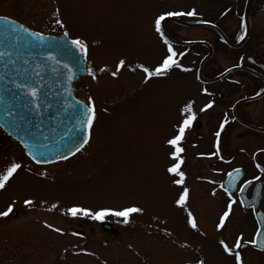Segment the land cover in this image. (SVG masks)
<instances>
[{
  "label": "rangeland",
  "instance_id": "374dc122",
  "mask_svg": "<svg viewBox=\"0 0 264 264\" xmlns=\"http://www.w3.org/2000/svg\"><path fill=\"white\" fill-rule=\"evenodd\" d=\"M230 1L0 0V16L46 35L58 36L67 31L68 38L85 41L86 69L92 68L96 79L86 70L73 85V94L86 104L91 96L97 115L89 144L69 160L36 168L10 140L1 148L0 170H6L12 162L20 163L21 169L0 190V212L9 207L17 211L16 219L10 212L0 217V264H190L195 259L188 248L202 254L209 243L206 232L218 224L225 200L217 185L196 179L200 170H208L193 154L198 145L213 142L209 132L215 129L218 119L207 115L202 120L206 134L189 137L191 171L189 177L184 173L183 185L172 183L179 177L166 171L175 163L171 156L174 147L166 140L175 134L181 121V105L196 102V90L206 86L199 83L202 55L179 60L189 71L173 68L167 76L153 77L148 82L137 66L152 69L165 55L159 46L161 36L154 30V18L168 11H185L189 6L195 7L192 9L199 20L216 25L231 43L238 42L233 32L241 22L232 15ZM57 19L64 27L56 24ZM167 19L161 22L163 32L169 25ZM248 25L251 33L255 30L260 34L259 38L250 36L248 44L236 50L223 45L206 28L178 32L189 39L204 38L211 44L213 54L202 63V77L208 81L240 57L244 60L258 54L262 59L264 3L262 11L249 18ZM120 59L127 67L114 77L111 72ZM230 79L247 78L230 74L222 81ZM171 107L173 116L169 117L166 113H171ZM230 136L225 138L230 145L246 142V137ZM180 156L183 158L182 153ZM180 171L184 172L182 164ZM184 187L189 189V197L182 207L175 200ZM26 199L33 203L25 205ZM72 206L92 211L136 206L143 211L130 214L131 222L125 224L122 217L110 214L99 221L72 217L67 215ZM188 212L197 223L196 229L187 223ZM101 223L111 226V230H103Z\"/></svg>",
  "mask_w": 264,
  "mask_h": 264
},
{
  "label": "flooded vegetation",
  "instance_id": "af4514ba",
  "mask_svg": "<svg viewBox=\"0 0 264 264\" xmlns=\"http://www.w3.org/2000/svg\"><path fill=\"white\" fill-rule=\"evenodd\" d=\"M263 1L231 0L229 2V9L232 10L231 13L237 21L241 22V18L243 17L246 24L247 19L262 11ZM185 2L188 5H194L192 1ZM190 8L191 6L187 9L189 10ZM192 8L195 7L193 6ZM187 9L181 12H186ZM168 18L169 25L165 32H163L164 37H160L159 43L163 54H166L167 48L163 43V39H167L175 52L183 54L175 57L178 62L186 56L199 57L202 55L198 64L199 73L201 74L203 70V65L201 66L202 59L207 56L209 49L213 54L214 50L211 44L207 43L204 38H185L179 34L178 29L198 30L206 28L214 33L218 41L224 44V38L230 41L223 31L220 34L210 27H196L205 23L199 20V16ZM192 19H196L197 22L191 23ZM242 34L245 35V38L239 40L238 37ZM233 35H236V39L238 40V42H235L236 44L242 42L238 48L240 49L248 44L250 36L251 39H258L260 34L255 30L251 33L250 29L247 31L246 28L241 29L239 27L237 31L233 32ZM246 57L244 60L242 57L238 58L236 64L220 72L223 73L230 70L222 79L218 81H199V83L206 86L196 90L195 94H197L198 100L191 103L196 119L186 129L185 136L181 141L184 173L186 172L187 176H190L189 137L191 135L204 136L206 133L202 129V120L207 115H212L213 118L218 119L215 129L211 133L209 132L210 137L214 136L215 139L213 142L210 141L211 143L203 142L202 145H198V151L193 154L196 161L204 162L208 173L205 172V169L203 171L200 170L198 177L195 178L217 185L218 193L225 200L222 212L228 210L227 205L229 203L232 204V208L229 211V217L226 219L225 227L222 229L215 227L213 231L206 232L209 237V243L200 252L202 254H195L188 248V252L195 259L194 263L190 264H199V261H203V264H236V253H239L241 256V264H264V248L254 246L251 243L253 239L257 240L258 245L264 243V51L262 59L258 57V54L257 56H251L257 63L256 65L247 63ZM209 58L206 60H209ZM180 65L181 67L178 68L180 71L187 68L183 64ZM230 74H240L247 79L245 81L230 79L223 82L222 80ZM205 89H207V92L204 91ZM220 89H223V91H220ZM209 102L212 103V107L201 112L200 109ZM182 107L184 106L181 105ZM170 110L171 113H166L169 117L173 116L171 115L173 107ZM178 113L181 117L186 118L187 114ZM221 124H224L225 127L221 131V136L217 138L215 133L220 131ZM230 133L233 135L230 137H246L245 144L241 146L230 145L229 140L225 139ZM217 139H219L218 156L213 155L217 151ZM9 140L17 145L16 142L0 130V151L5 142H9ZM26 160L30 164L29 160ZM33 166L37 168L45 167ZM229 173L232 176L229 185V191L233 193L231 200H229V194L224 191L223 187V182L229 176ZM245 181L248 183H245ZM244 204L246 207H244ZM221 239L225 240L233 249L231 254L224 253L222 246L219 244ZM237 239L240 240L239 246H236Z\"/></svg>",
  "mask_w": 264,
  "mask_h": 264
},
{
  "label": "snow or ice",
  "instance_id": "6c2138e0",
  "mask_svg": "<svg viewBox=\"0 0 264 264\" xmlns=\"http://www.w3.org/2000/svg\"><path fill=\"white\" fill-rule=\"evenodd\" d=\"M59 14L57 10V15ZM196 10H188L186 12L181 11H168L161 14H158L154 18V30L156 33L160 34L161 38L164 37V33L162 31V24L161 22L165 20L166 17H180V16H188L194 17L196 16ZM0 20L8 21V17H0ZM56 24L64 27L63 22L60 19H57ZM207 22V21H205ZM11 26L8 31L12 33H16L17 35L13 36L12 48L9 49H0V60H4L5 63L3 64V72L4 74H0V80H4L6 85H10V88H6L5 92L7 93L10 90H15L9 99H5V95H0V104H9L10 107L5 109V116L12 114L13 109L11 105L15 102L16 107L21 108L26 111H22L20 115V121H23L24 125L30 126V121L25 119V114L30 113L31 115H40L41 107H46L41 100V83H42V76L41 73L47 65L43 63H37L34 69H31L29 66V60L26 58H22L18 51L13 54V49H17L21 46L19 41L23 40V47L24 48H36L41 50L39 54V58L47 61H52L56 66L61 65V61L57 59L58 54L68 55L73 54V63L75 64L78 71H84L85 67L84 64L81 62V57L87 58L88 55V45L82 40L80 37H75L72 39H67L69 33L64 31L63 36L65 40L63 43L58 41L55 37L46 35L41 31H35L24 24H16L15 21L10 22ZM241 27L245 28L244 18H241ZM19 33H23V36H20ZM246 34V32H245ZM245 35L242 34L238 37L239 40H243ZM163 43L167 46L166 54L162 58L161 62L155 67L150 69L149 67L144 66L143 64L138 65L137 67L140 68L144 76V81L148 82L153 77H164L167 76L171 69L173 68H180L181 65L178 63L177 57L178 55H183L182 53H177L173 50V46L169 43L167 39H163ZM78 52L80 55L75 56L74 53ZM55 53V54H54ZM35 59V57H33ZM17 60H22L23 65L29 67H21L20 64H17ZM11 65V68L14 70L12 72L11 78L7 79L6 75L8 72V67ZM62 67L67 70V80L71 81L75 75L72 68L69 67L68 64H63ZM127 67L126 61L124 59L118 60L116 64V69L111 72L112 76H116L118 72L122 69ZM57 67H53L52 71H57ZM88 74L92 76L93 79H96L95 73L92 68L86 69ZM184 71H189V69L184 68ZM100 71H105V69H100ZM207 92V89L204 90ZM212 107V103L209 102L204 105L203 108L200 109L201 112L205 111L208 108ZM180 112L183 114H187L186 118L183 116L181 117V121L178 122L177 127L175 128V134L166 140V143L170 146L174 147V151L171 152V156L175 163L171 164L166 171L169 174H173L178 179H174L172 183L175 185H183L185 174L183 171H180L181 164L183 163L180 153L183 152V148L179 147L180 142L183 140L185 136L186 129H188L193 121L196 119L195 113L192 111V104L187 103L184 107L180 109ZM97 120L96 115V108L95 102L91 96L88 97L87 104L83 106L82 109V119L80 121L82 126V132L78 134L75 142L71 144L70 147L66 148L67 155L64 153H60L57 156L58 160H66L70 156L74 155L76 152H80L86 145L89 144L92 138V129L94 127L95 121ZM227 123V121H225ZM9 128L11 132L16 133L17 135L23 131L25 134L28 133V128L23 127L20 122L16 119H12L11 121L5 120L4 123H0V129ZM221 129H223L224 124L220 125ZM216 137L219 138L221 136V132L217 131L215 133ZM23 138V137H21ZM25 148L29 147H38L37 145H29L27 143L24 144ZM217 151L213 153V155H219V139H217ZM43 157V153L39 154ZM33 159L36 160L37 163L41 162H50L47 158L37 159L36 156H33ZM21 169V164L12 162L10 166L6 168V170H0V189L5 188V184L9 181L10 177H13L14 173H17V170ZM41 176L44 173H40ZM231 175V173H229ZM245 183H248L245 181ZM224 191L229 194V200H231V196L233 193L229 191L228 188H225ZM189 197V189L184 187L183 190L180 192L178 199L175 200V204L178 206H185L186 201ZM33 202L31 200L26 199L24 201L25 205H31ZM52 208L55 209L56 205L53 204ZM228 210L224 211L223 214L219 217V222L216 225L218 229H222L225 227L226 219L229 217V211L232 208V204L229 203L227 205ZM12 211V208L9 207L7 211L0 212V217L8 216L9 212ZM143 210L136 206H129L125 207L122 210H111V209H101L97 211H92L88 208L79 207V206H72L67 209V215L72 217L77 216H84L90 217L93 220H103L107 215H113L116 217H122L123 223L128 224L131 222L130 214L133 213H140ZM187 223L191 226V228L196 229L197 223L192 215L191 212H188L187 215ZM46 227L56 231L61 232L60 228H54L51 224H45ZM240 240L237 239L236 246H239ZM252 245L258 246L260 248H264V243L258 245L257 240L253 239L251 241ZM219 244L222 246L224 253L231 254L233 249L225 242V240L221 239ZM235 262L236 264H241V256L239 253L235 254ZM199 264H203V261H199Z\"/></svg>",
  "mask_w": 264,
  "mask_h": 264
},
{
  "label": "water",
  "instance_id": "95a60500",
  "mask_svg": "<svg viewBox=\"0 0 264 264\" xmlns=\"http://www.w3.org/2000/svg\"><path fill=\"white\" fill-rule=\"evenodd\" d=\"M11 21L13 20L9 18L8 21L0 20V49L12 48L11 40L13 36L17 34L8 31V29L13 26L10 24ZM16 24L18 23L16 22ZM19 35L23 36V33H19ZM53 37H55L61 43H63L65 40L63 35ZM19 43L21 46L17 49H13V54L18 51L22 58L28 59L30 71L31 69L35 68L37 63H43L47 65V67H45L41 73V100L43 104L47 106L41 107L39 116L34 114L31 115L30 113L25 114V119L30 121L29 126L24 125L23 121H20L21 112L26 110L16 107L15 102H13L11 107L15 109H13L12 114L5 116V109L10 107V105L0 104V123H4L5 120L11 121L12 119H16L22 124L23 127H27L28 133L25 134L23 131H21L19 135L11 132V130L7 127L3 128L2 130L23 147L26 156L29 157L34 163L51 164L58 161V154L64 153L67 155L66 148L70 147L71 144L75 142L78 134L82 132L80 121L82 119V109L85 104L73 96L72 84L75 83L80 76L84 75L85 70H77L75 64L73 63V54H58L57 59L61 61V65L56 66L52 61H42L39 58L41 50L36 48H24L22 39L19 41ZM74 55L79 56L80 54L76 52ZM33 57H35V59ZM247 61L254 63L251 58H247ZM81 62L85 67V58L81 57ZM4 63V60H0V74H4ZM17 64H20L22 68L29 67L23 65L22 60H17ZM63 64H68L75 73L71 81H68L66 78L67 70L62 67ZM53 67H57L58 70L55 72L52 71ZM13 71L14 70L11 68V65H9L6 75L7 79L11 78ZM6 88H10V85H6L4 80H0V95H5V99L7 100L12 96L15 90H10L6 93ZM25 143L29 144L30 146L37 145L38 147L25 148ZM40 153H43V157L39 155ZM33 156H36L37 159H43L46 157L50 162L37 163L36 160L33 159ZM230 177L231 175L228 176L223 182L224 188L229 187ZM13 215L15 216L16 212H13Z\"/></svg>",
  "mask_w": 264,
  "mask_h": 264
}]
</instances>
